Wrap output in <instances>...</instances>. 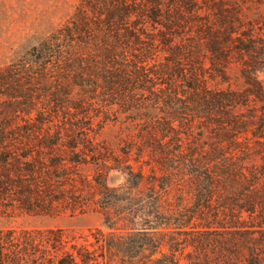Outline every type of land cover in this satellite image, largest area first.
<instances>
[{
  "label": "trees",
  "instance_id": "1",
  "mask_svg": "<svg viewBox=\"0 0 264 264\" xmlns=\"http://www.w3.org/2000/svg\"><path fill=\"white\" fill-rule=\"evenodd\" d=\"M0 264H264V0H78L0 67Z\"/></svg>",
  "mask_w": 264,
  "mask_h": 264
},
{
  "label": "rangeland",
  "instance_id": "2",
  "mask_svg": "<svg viewBox=\"0 0 264 264\" xmlns=\"http://www.w3.org/2000/svg\"><path fill=\"white\" fill-rule=\"evenodd\" d=\"M78 0H0V67L15 61L36 45L43 35L62 24L74 12ZM238 68L230 71L232 86H240ZM226 86V83L224 84ZM131 128L122 114L109 120L101 129L98 138L116 145ZM124 174L112 169L107 172L106 182L117 187L124 182ZM18 224L30 227L74 228L86 232L88 227H105L95 215L24 216Z\"/></svg>",
  "mask_w": 264,
  "mask_h": 264
}]
</instances>
